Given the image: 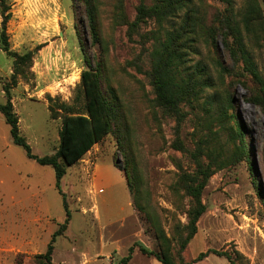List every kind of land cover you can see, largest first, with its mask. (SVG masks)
<instances>
[{"label": "rangeland", "instance_id": "obj_1", "mask_svg": "<svg viewBox=\"0 0 264 264\" xmlns=\"http://www.w3.org/2000/svg\"><path fill=\"white\" fill-rule=\"evenodd\" d=\"M5 1L12 13L10 49L34 56L11 89L21 133L35 155H53L60 148L64 117L85 110L79 86L88 67L76 34V25L84 28V11L76 15L73 0ZM117 1L99 0L102 37L109 48L101 85L107 96L114 88L122 116L101 143L67 169L62 191L71 220L57 238L52 263L119 264L134 248L128 264H161L138 247L158 250L145 233L133 195L141 192L158 211L175 245L192 207L180 179L196 170L197 154L205 166L218 169L203 195L207 211L182 253L184 260L213 249L227 252L232 261L211 254L197 264H264V112L254 103L264 95V0H253L259 11L250 30L245 27L249 0H193L201 36L185 68L209 77L213 87L198 102L182 105L178 115L157 105L150 75L154 49L171 23L160 26L148 18L131 30L141 1L119 0L115 24ZM2 11L0 0V104L6 103L5 88L14 73V59L1 49ZM102 51L99 45L93 49L96 56ZM243 143L249 159H240ZM127 160L135 165L140 185L132 195L117 163L126 167ZM55 185L54 169L29 159L13 143L0 113V244L23 235L35 239L36 247L18 255L2 253L0 264H42L39 257L51 234L67 219Z\"/></svg>", "mask_w": 264, "mask_h": 264}, {"label": "trees", "instance_id": "obj_2", "mask_svg": "<svg viewBox=\"0 0 264 264\" xmlns=\"http://www.w3.org/2000/svg\"><path fill=\"white\" fill-rule=\"evenodd\" d=\"M76 6V15L83 13L81 21L84 28L81 31L76 25L81 50L88 69L82 72L80 93L85 100L84 112H70L63 119V127L60 133V148L53 155L40 157L35 155L27 139L22 135L20 129V118L16 113L13 103L11 89L17 85L18 80L25 75V68L31 67L33 63V52L19 54L10 49L9 36L7 33L8 23L12 18L10 6L6 5L5 0H1L3 6L2 22V44L1 49L14 59V73L12 75V85L6 86V103L0 104V113L10 127V135L15 145L24 149L27 157L42 166H51L55 172L56 188L63 196L64 208L67 219L60 228L52 234L50 243L45 254L41 255L42 264H53V254L57 238L66 231L71 213L66 203L65 194L62 191V180L67 174V169L83 159L93 147L101 143L113 130V126L121 119L122 112L119 98L111 87L109 96L105 95L101 85V75L105 67V60L109 48L102 37L99 0H73ZM136 20L130 24V28L137 29L140 24L148 18L157 20L160 26L170 22V29L165 31L164 40L158 41L152 54L151 78L156 92V103L167 112L181 114V107L184 104H194L201 99L206 90L213 87L209 77L200 76L198 73L186 71L185 63L187 55L193 44L198 41L201 33L198 30L200 22L196 18V9L193 0H151L152 5H148V0H140ZM253 0H249L248 11L245 17V27L250 30L252 21L257 14ZM119 0L115 6L114 23L119 25ZM175 21V22H174ZM236 29V28H235ZM159 40V38L157 39ZM103 50L97 54L93 49L97 46ZM242 52L244 49L240 43ZM247 62L249 60L246 58ZM249 64H251L249 62ZM251 67L252 64H251ZM253 70V69H252ZM199 71V67H198ZM204 71V70H202ZM254 103L261 107L264 112V95L258 96ZM235 114L233 113V116ZM240 134H244L243 126L238 125ZM181 149L182 144H176ZM240 159L248 158V150L243 143L239 149ZM196 170L193 173H184L181 176L180 184L187 197L192 201V207L188 211V223L178 228L176 244L167 236L161 216L149 202L143 201L141 192L133 195V205L143 221L145 233L155 239L158 250L149 251L145 246L138 245L140 251L147 256L157 258L161 264H197L211 254L225 257L232 261V257L227 252L210 249L202 252L193 261H185L182 253L185 252L190 242L198 232V223L207 211L203 195L209 185L211 177L217 171L211 164L205 166L199 156L195 154ZM118 166L124 173L125 180L130 194L133 187H139V180H136V167L129 160L126 167ZM220 169L221 166H220ZM256 182V181H255ZM264 200V199H263ZM177 246V247H176ZM131 248L129 254L122 258L119 264H128L134 254ZM177 256V257H176ZM179 259L178 261L176 260Z\"/></svg>", "mask_w": 264, "mask_h": 264}, {"label": "crops", "instance_id": "obj_3", "mask_svg": "<svg viewBox=\"0 0 264 264\" xmlns=\"http://www.w3.org/2000/svg\"><path fill=\"white\" fill-rule=\"evenodd\" d=\"M37 221V220H36ZM52 238V234H51ZM51 241V239H50ZM50 243V242H49ZM48 243V244H49ZM36 249L35 247V239H30L28 237L22 236H11L7 243L2 247L0 244V255L2 253H5L7 255H18L23 252H28L30 250ZM71 251V249H68V253ZM56 254V252H55Z\"/></svg>", "mask_w": 264, "mask_h": 264}, {"label": "water", "instance_id": "obj_4", "mask_svg": "<svg viewBox=\"0 0 264 264\" xmlns=\"http://www.w3.org/2000/svg\"><path fill=\"white\" fill-rule=\"evenodd\" d=\"M120 162V161H117V163Z\"/></svg>", "mask_w": 264, "mask_h": 264}]
</instances>
